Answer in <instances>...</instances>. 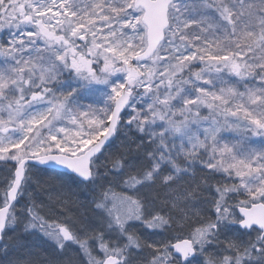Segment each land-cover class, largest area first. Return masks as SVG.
<instances>
[{
  "label": "snow or ice",
  "instance_id": "snow-or-ice-1",
  "mask_svg": "<svg viewBox=\"0 0 264 264\" xmlns=\"http://www.w3.org/2000/svg\"><path fill=\"white\" fill-rule=\"evenodd\" d=\"M0 264H264V0H0Z\"/></svg>",
  "mask_w": 264,
  "mask_h": 264
}]
</instances>
